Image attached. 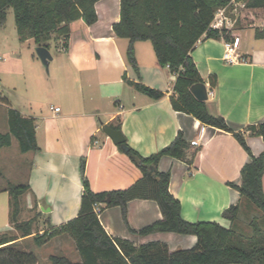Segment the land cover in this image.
I'll list each match as a JSON object with an SVG mask.
<instances>
[{
    "label": "crops",
    "instance_id": "crops-1",
    "mask_svg": "<svg viewBox=\"0 0 264 264\" xmlns=\"http://www.w3.org/2000/svg\"><path fill=\"white\" fill-rule=\"evenodd\" d=\"M120 3L121 0L97 1V21L90 25L83 19L74 22L68 45L55 46V55L50 48V64L56 63V74L46 97L53 102L41 106L34 100L16 108L24 117L35 119L39 150L22 152L16 137L11 145L0 149V234L15 230L9 184H28L21 196L20 215L28 212L31 218L36 217L40 230L33 228V234L18 235V239L4 245L33 251L36 264H50V255H41L49 241L38 246L35 234L60 227L80 212L83 157L85 176L95 192L127 189L143 177L127 151L105 132L106 125H120L126 144L143 156L159 152L183 133L194 151L191 162L163 155L157 167L171 173L169 188L180 201L184 219L228 225L223 216L227 208L242 202V210L253 206L243 201L235 186L242 184V168L252 156L234 132L244 133L248 126L264 122V17L260 24L232 33L231 40L238 39L239 53L245 61L224 60V37L204 36L192 51L203 82L213 91L206 100L208 110L222 116L232 132L174 108L177 76L169 66L159 63L150 40L134 43L139 72L130 64V40L119 37L113 28L120 19ZM24 42L37 46L33 38ZM133 82H142L164 95L152 98L138 91ZM0 104V112L9 124V109L15 107ZM54 107L61 110L56 112ZM0 131L7 133L10 126ZM246 143L253 155L264 150L260 135L246 134ZM99 218L110 235L128 238L137 245L158 240L166 242L174 252L191 248L198 240L195 234L175 231L132 232L163 218L159 202L152 198L129 200L127 221L119 205L105 206ZM79 260L81 257L75 261Z\"/></svg>",
    "mask_w": 264,
    "mask_h": 264
},
{
    "label": "trees",
    "instance_id": "trees-1",
    "mask_svg": "<svg viewBox=\"0 0 264 264\" xmlns=\"http://www.w3.org/2000/svg\"><path fill=\"white\" fill-rule=\"evenodd\" d=\"M99 0H0V27L8 18L10 8L14 11L15 24L20 40L33 38L37 45L49 49L63 36L64 46L72 33L74 22L83 19L90 25L97 21L96 2ZM232 0H121L120 19L113 28L119 37L129 38L127 58L139 72L134 43L150 40L158 61L169 66L176 74L172 104L176 110L184 111L198 118L202 123L228 131L232 128L220 115L208 110L206 101L198 100L191 92V86L203 82L192 57L198 41L205 36L232 39L230 29L211 27L215 13L226 7ZM251 7H264V0H247ZM56 46V45H55ZM135 88L155 99L164 93L156 88L133 82ZM3 97L0 90V99ZM10 131H0V149L12 144V138L19 141L20 150L28 152L39 150L34 118L24 117L16 108L9 109ZM113 127V126H112ZM113 128L120 129V125ZM240 143L251 153V162L242 168L243 182L235 185L243 201L253 202L264 213V150L253 155L246 143V134L260 135L264 139V122L250 125L246 132H234ZM128 155L143 172V177L127 189L95 192L85 176L86 160L82 158L84 191L81 208L77 217L50 230L36 233L34 241L42 246L48 240L61 234H69L76 241L81 260L75 261L67 255H50V264H264V228L257 217L250 222L251 234H243L235 229V221L243 211V202L231 205L223 212L229 224L218 221L192 222L181 215V204L170 191L171 173L160 171L158 161L163 155H171L191 162L194 151L183 133L168 146L151 156H143L132 147ZM154 167V169H153ZM28 184H9L11 195V221L21 236L33 234L36 217L27 221L19 220L21 196L28 190ZM110 198V200H108ZM134 198H152L159 202L163 218L140 230L132 232L148 234L156 231H175L195 234L197 243L191 248L174 252L163 241H150L135 244L128 238L112 236L102 225L94 205L103 208L119 205L127 221V204ZM250 200V201H248ZM104 206V207H103ZM18 235L0 234V264H36L33 251L20 249L13 244L4 245L18 239Z\"/></svg>",
    "mask_w": 264,
    "mask_h": 264
},
{
    "label": "rangeland",
    "instance_id": "rangeland-1",
    "mask_svg": "<svg viewBox=\"0 0 264 264\" xmlns=\"http://www.w3.org/2000/svg\"><path fill=\"white\" fill-rule=\"evenodd\" d=\"M226 8V14L233 19L230 26L231 33L235 30L260 24L264 17V7H251L247 4V0H237L236 3H229ZM59 39L58 42H55V45L63 47L65 45L64 40H62L63 36ZM55 45L53 44L51 47L54 55L57 54ZM55 65L56 63L52 62L49 69H47L37 54L34 42L20 40L15 24L14 11L10 8L6 24L0 27V90L3 95L0 103L12 104L15 108H19L22 102L37 100L41 106H49L53 101L46 96L50 91L49 85L53 76L56 74ZM8 128L9 124L8 122L5 123V116L0 112V129L5 132ZM16 145H18L17 142ZM251 203L253 205L252 209L244 208L237 221H235V229L237 228L243 234L252 233L250 222L255 217H257L260 226L264 228V213L253 202ZM29 219H31V214L28 212H23L19 216L20 222ZM40 227L41 225L34 224L33 228L40 230ZM7 233L21 235V231L16 228ZM50 240H48L49 244L41 250L43 257L58 254L67 255L73 260L80 258L76 241L71 235L61 234ZM31 246L33 245L31 244ZM40 264L44 263L41 262Z\"/></svg>",
    "mask_w": 264,
    "mask_h": 264
},
{
    "label": "built area",
    "instance_id": "built-area-1",
    "mask_svg": "<svg viewBox=\"0 0 264 264\" xmlns=\"http://www.w3.org/2000/svg\"><path fill=\"white\" fill-rule=\"evenodd\" d=\"M237 0H232L231 3H236ZM226 7L223 8H219L214 16V19L211 23V27L214 29H230V26L232 24V17H230L229 15L226 14ZM231 30V29H230ZM224 45H225V51H224V55L223 58L225 61H227L228 63H239L242 61H245L244 57L239 53V41L238 39L235 40H225L224 41ZM213 94V91L208 90V97H210ZM54 110L56 112L60 111L61 108L60 107H54ZM94 209L96 211V213L100 214L101 212V204L100 203H96L94 205Z\"/></svg>",
    "mask_w": 264,
    "mask_h": 264
},
{
    "label": "water",
    "instance_id": "water-1",
    "mask_svg": "<svg viewBox=\"0 0 264 264\" xmlns=\"http://www.w3.org/2000/svg\"><path fill=\"white\" fill-rule=\"evenodd\" d=\"M36 51L45 67L49 69L50 61L53 59L50 49L43 45H37ZM191 92L200 101L208 100V88L204 82L193 84L191 86ZM104 130L114 140L115 143L121 144L125 151L129 149V146L126 144V136L121 129H115L109 125H106ZM108 200H110V198H108Z\"/></svg>",
    "mask_w": 264,
    "mask_h": 264
}]
</instances>
